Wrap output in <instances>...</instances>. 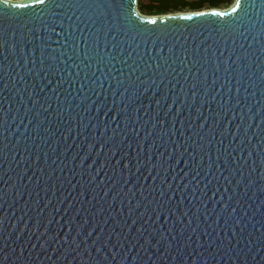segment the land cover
Masks as SVG:
<instances>
[{"label": "water", "instance_id": "obj_1", "mask_svg": "<svg viewBox=\"0 0 264 264\" xmlns=\"http://www.w3.org/2000/svg\"><path fill=\"white\" fill-rule=\"evenodd\" d=\"M0 264H264V0H0Z\"/></svg>", "mask_w": 264, "mask_h": 264}, {"label": "trees", "instance_id": "obj_2", "mask_svg": "<svg viewBox=\"0 0 264 264\" xmlns=\"http://www.w3.org/2000/svg\"><path fill=\"white\" fill-rule=\"evenodd\" d=\"M219 2V1H218ZM218 2L213 3L211 0H148L147 4L139 3V8L150 15L164 14L171 10L190 7L200 9L205 4L215 6Z\"/></svg>", "mask_w": 264, "mask_h": 264}, {"label": "rangeland", "instance_id": "obj_3", "mask_svg": "<svg viewBox=\"0 0 264 264\" xmlns=\"http://www.w3.org/2000/svg\"><path fill=\"white\" fill-rule=\"evenodd\" d=\"M140 2H143L144 4H147L148 3V0H138V6H139V3ZM235 2V0H221L218 2L217 5L215 6H212V5H208V4H205L203 7H201L200 9H193V8H190V7H185V8H182V9H175V10H171L169 12H177V11H181V12H188V11H194V10H206V9H210V8H219V9H227L229 8L233 3ZM140 9V8H139ZM140 11L144 14H148L147 12L145 11H142L140 9Z\"/></svg>", "mask_w": 264, "mask_h": 264}, {"label": "flooded vegetation", "instance_id": "obj_4", "mask_svg": "<svg viewBox=\"0 0 264 264\" xmlns=\"http://www.w3.org/2000/svg\"><path fill=\"white\" fill-rule=\"evenodd\" d=\"M213 3H215V2H218V1H221V0H211Z\"/></svg>", "mask_w": 264, "mask_h": 264}]
</instances>
